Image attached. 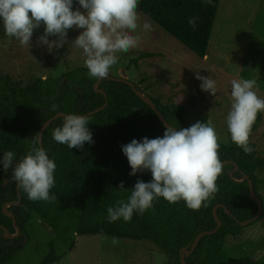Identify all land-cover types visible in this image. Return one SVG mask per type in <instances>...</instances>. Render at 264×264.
<instances>
[{"label": "trees", "instance_id": "16d2710c", "mask_svg": "<svg viewBox=\"0 0 264 264\" xmlns=\"http://www.w3.org/2000/svg\"><path fill=\"white\" fill-rule=\"evenodd\" d=\"M219 4L220 0H213L211 5H205L203 0H140L145 14L200 57L208 53ZM192 17H197L195 29L188 23ZM155 55L159 54L144 52L135 61ZM136 87L146 94L140 85ZM146 95L149 101L138 95L127 80L91 78L85 66L58 77L39 78L29 85L0 71V158L9 150L16 154L13 167L4 170L0 166V264L28 246L36 217L50 226L53 234H43L33 264H53L75 248L78 235L99 233L151 240L165 254L175 257L177 264H264V260L253 262L241 259L243 256L233 261L224 258L226 237L237 234L240 222L255 217L259 211L249 180L260 199L257 171L264 165V157L253 141L250 145L255 150L245 154L233 142L219 140L222 172L216 181L218 191L198 210L189 209L183 200L173 204L160 197L143 215L134 213L130 222L122 218L108 221V207L115 206L118 200L126 201L138 180L153 179L150 170L130 175L132 169L122 151V145L133 139L142 142L145 137H163L167 125L152 104L177 129L206 122L205 118L189 121L184 105ZM53 104L58 106L56 110ZM96 109L99 110L90 114ZM58 113L62 115L52 119ZM71 114L89 117L94 143L86 142L83 150L71 149L52 138L53 130L62 127L64 117ZM262 119L261 112L252 133ZM42 129V147L57 165L50 193L57 199L50 203L30 200L13 179L15 163L26 155L30 140ZM121 182L126 191L119 190ZM5 206L15 215L21 229L18 235ZM202 231L215 232L202 237L187 256L184 249L191 250Z\"/></svg>", "mask_w": 264, "mask_h": 264}, {"label": "clouds", "instance_id": "9594fccd", "mask_svg": "<svg viewBox=\"0 0 264 264\" xmlns=\"http://www.w3.org/2000/svg\"><path fill=\"white\" fill-rule=\"evenodd\" d=\"M203 2L211 5L213 0ZM78 5L73 10L74 0H0V19L5 34L23 46L31 43L34 29L43 23L46 27L40 41L49 51L63 47L69 29H83L72 44L83 51L84 66L91 78H107L119 61L117 54L139 46L140 36L130 34L140 27L139 0H78ZM196 22L197 17L188 21L193 29ZM143 30L151 31L152 25L144 22ZM50 36L58 39L49 41ZM196 78L202 81L203 91L216 94L214 79L199 73ZM231 86L232 106L226 118L227 128L232 142L245 154H251L255 149L250 145V136L258 114L264 112V98L255 90V79H233ZM57 107L52 105L53 110ZM89 124L87 116L66 115L62 127L53 130L52 138L71 149L83 150L86 142L94 143ZM42 137L38 132L30 140L26 155L15 163L13 179L30 200L50 203L57 199L50 194L55 186L57 165L40 146ZM219 147L210 120L187 128L167 126L162 138L145 137L142 142L133 139L122 145L132 169L130 175L150 170L153 179L151 182L138 180L126 201L118 200L115 206L108 207V221L122 218L130 222L134 213L143 215L160 197L173 204L183 200L189 209L198 210L218 191L216 181L222 172ZM15 156L13 151L4 152L0 166L4 170L13 167ZM119 190L126 191L123 182ZM112 243L117 244L118 239L113 237Z\"/></svg>", "mask_w": 264, "mask_h": 264}, {"label": "rangeland", "instance_id": "374dc122", "mask_svg": "<svg viewBox=\"0 0 264 264\" xmlns=\"http://www.w3.org/2000/svg\"><path fill=\"white\" fill-rule=\"evenodd\" d=\"M78 7V0H74L73 10ZM81 11L84 10L81 8ZM138 14L140 27L130 34L140 36L139 46L127 53H118L119 61L109 73L135 82L146 94L160 97L164 102L184 105L185 117L189 121L210 120L218 139L232 143L226 119L232 106L231 81L255 79V90L258 96L264 98V0H220L216 17L224 24L228 22L227 28L223 36L216 34L204 57L193 53L155 23L141 10L140 0ZM144 22L152 25L151 31L143 30ZM45 27L42 23L34 29L31 43L23 46L16 38L5 34L0 19V71L3 75L29 85L39 78L58 77L84 66L83 51L72 44L83 29H69L63 47L49 51L48 46L40 41ZM214 30L213 26L212 33ZM48 39L52 41L58 37L50 36ZM144 52L159 55L135 61ZM197 73L216 81L215 95L202 90V81L196 78ZM262 113L263 119L253 131L250 141L256 144L258 152L264 157ZM257 177L263 212L251 223L241 225L237 234L226 237V261L242 256L241 259L246 257L253 262L264 260V165L258 169ZM45 232L53 234L51 227L36 217L28 246L5 264H33ZM113 237L102 233L78 235L75 248L53 264H177L175 257L165 254L151 240L115 237L118 243L114 245Z\"/></svg>", "mask_w": 264, "mask_h": 264}, {"label": "water", "instance_id": "95a60500", "mask_svg": "<svg viewBox=\"0 0 264 264\" xmlns=\"http://www.w3.org/2000/svg\"><path fill=\"white\" fill-rule=\"evenodd\" d=\"M108 76H109V78H111V79H116V80H127V81H128V82H129L134 88H135V91H136V93H137L138 95L142 96L143 98H145V99L148 100V101L150 100L149 97H148L146 94L142 93V91L136 87V83H135V82H133V81L127 79V78H124V77H121V76H117V75H113V74H110V73H109ZM150 102H151V101H150ZM152 106H153L154 109H156L159 118H160V119H161V120H162L167 126H171V125L167 122V120L164 118L163 114L158 110L157 106H156L155 104H152ZM103 107H104V106H103ZM103 107H100L99 109H102ZM99 109H96V110L91 111L90 114H92V113L98 111ZM60 115H62V113H58V114H56L52 119H55V118H57V117L60 116ZM172 127H174V126H172ZM174 128H175V127H174ZM40 133L43 134V129L41 130ZM42 144H43V137H42V143H41L40 146H42ZM249 186H250V193H251V196L254 198V201L258 203L259 211H258V214H257L255 217H253V218H251V219H247V220L241 221L240 224H241L242 226H245V225L251 223L252 221L256 220V219L262 214V212H263V203H262V201H261L258 197L255 196V189H254V184H253V181H252V180H249ZM7 207H8V206H5V211H6L9 215H11V216L13 217V219H14V225H15L16 230H17L16 235H18V234H20L21 229H20L19 225H17V223H16L15 215H14V214H13V213H12ZM226 210H227V212H230V211L228 210V208H226ZM230 213H231V212H230ZM220 226H221V222L219 221V224H218L217 229H218ZM217 229H216V230H217ZM216 230H215V231H216ZM215 231H202V232H200V233L195 237V239H194V241H193L192 249L189 250V251H188L187 249H184L186 255L188 256V255H190V254L194 251V249L197 247V245H198V243H199V241H200V239H201L202 237H204L206 234H213ZM8 235H9V234H8ZM184 259H185V255H182V261H183V262H184Z\"/></svg>", "mask_w": 264, "mask_h": 264}, {"label": "bare ground", "instance_id": "6f19581e", "mask_svg": "<svg viewBox=\"0 0 264 264\" xmlns=\"http://www.w3.org/2000/svg\"><path fill=\"white\" fill-rule=\"evenodd\" d=\"M219 6H220V4H219ZM225 21H227V19ZM215 24H216V26L214 25L215 30H214V32L211 35L210 42H214V39L216 37V34H218V35L220 34L221 36H223V31L227 28L226 24H228V22L226 24H224L223 21H220L219 18L216 17Z\"/></svg>", "mask_w": 264, "mask_h": 264}]
</instances>
